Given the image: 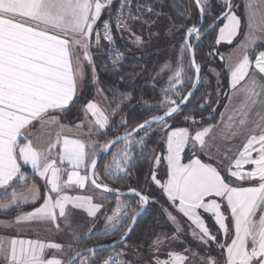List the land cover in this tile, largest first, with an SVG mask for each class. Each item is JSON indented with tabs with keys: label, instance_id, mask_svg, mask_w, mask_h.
Listing matches in <instances>:
<instances>
[{
	"label": "snow or ice",
	"instance_id": "snow-or-ice-1",
	"mask_svg": "<svg viewBox=\"0 0 264 264\" xmlns=\"http://www.w3.org/2000/svg\"><path fill=\"white\" fill-rule=\"evenodd\" d=\"M219 2L223 5V11L217 19H224L227 23L219 28L216 43H231L241 26L240 17L234 11L237 5L232 0ZM112 3L113 0H0V189L11 187L8 203L0 202V208L29 200L23 192H17L13 184V181H25L23 186L27 187V177L21 171L19 163L22 160L24 165H31L34 172L47 181L49 187L42 205L28 214L18 216L16 224L43 221L52 223L59 230L57 220L64 218L67 222L70 215L68 205L74 209H83L88 216L95 217L102 208L101 204L92 203V197L89 196H69L65 189L73 186L84 188L90 181L97 189L118 191L109 188L99 179L96 169L101 153L112 156L111 162L105 166V173L110 179H118L119 173L126 175L133 146L150 134L148 129L153 123H160L163 126L161 131L166 133L169 175V179L161 187L174 205L179 202L178 211L199 230L196 232L194 229L193 236L205 245L216 240L199 214L200 209L210 213L216 225L227 236L230 230L226 224L228 217L222 211V205L226 202L234 221V238L230 244L222 246L227 253L223 264H264V51L257 49V41L264 42V0H249L245 4L247 31L243 42L238 45L244 51L235 64L228 66L231 93L228 94L225 111H229L233 95L241 99L238 105L231 107L227 123L218 133L221 140L243 137L238 158L230 162L226 170L236 180L257 181L256 187L233 186L226 182L225 176L216 167L202 163L200 159L183 162L182 153L188 146L195 149L199 145L201 150L207 152L211 145L206 143L205 137L217 127L208 125L192 133L186 127L173 129L168 123L167 118L178 115L181 106L192 95L189 91L187 96L181 97V90L177 88L185 81L183 67L173 69L169 88L164 90L166 94L158 106V110L164 109L163 115L152 116L123 136L104 139L107 133L103 130L109 126V116L92 100L87 102L82 113L85 117L91 114L93 118L88 121L89 128L85 133L90 137L89 140L63 134L67 126L60 123V117L67 114L69 105L82 87L85 61L93 68V79H98L95 76L93 54L90 52L92 44L95 43L99 49L102 47V39L109 46L115 43L110 19L104 20L97 27L106 7L109 9V17L111 16ZM194 3L203 19L211 8L210 0H194ZM147 10L151 11V8ZM116 11L115 26L120 30H130L129 21L141 18L132 12L131 0H122ZM180 15L189 17L190 12L185 9ZM214 27L215 23L210 25V28ZM199 36L200 29L197 27L187 29L182 55L186 50L193 49L187 38L199 39ZM136 42L142 41L136 37ZM250 50L257 52L254 59L250 58ZM109 54L114 64L123 59V54L117 50H112ZM220 58L224 59L223 56ZM191 64L195 67V81L198 83L200 67L195 62L194 53ZM187 79L192 80V77ZM173 96L180 97V102L177 103ZM118 107L119 104L112 107L111 115H115ZM185 119L196 123L192 116H185ZM36 123L42 128L51 124L58 126L55 140L46 147H37L33 142L32 129ZM76 127L83 130V122ZM141 129L144 131L140 140L134 139ZM92 133H97L98 139H91ZM99 139H104V143L100 144ZM113 148L115 151L110 152ZM53 149L59 150L54 153ZM208 155L211 157L210 152ZM58 163L66 164L67 167H58ZM160 163V158L157 157L155 166ZM246 164L254 165V169L244 171L243 166ZM81 171L85 174L81 175ZM151 178L156 180L155 173ZM156 183L160 184L158 180ZM131 191L139 198L141 205L148 202V196L134 189ZM30 192L34 202L38 194L35 184ZM4 195L8 197L9 193L5 191ZM209 197H218L220 202L216 199L207 200ZM121 207L127 206L117 205L118 209ZM124 215L128 216L130 223H135V214L125 212ZM167 215L177 226V232L181 231L177 218L171 213ZM107 220L114 230L116 224L120 223V220H115V214L107 217ZM131 230L128 227L127 232ZM120 242L126 244L127 234L121 237ZM162 243L161 239L155 241V245ZM46 249L63 251L62 245L57 243L12 240L9 247L0 242V257L6 264H83L84 256L80 251L73 249L74 254H68L67 260H61L46 258ZM95 251L96 249L88 250L92 255ZM122 256V252L114 253L103 259L101 264H126ZM170 256L171 264H184L187 259L175 252L170 253ZM92 264H95L94 260ZM157 264L161 262L157 260ZM207 264H217V261L209 257Z\"/></svg>",
	"mask_w": 264,
	"mask_h": 264
},
{
	"label": "rangeland",
	"instance_id": "rangeland-1",
	"mask_svg": "<svg viewBox=\"0 0 264 264\" xmlns=\"http://www.w3.org/2000/svg\"><path fill=\"white\" fill-rule=\"evenodd\" d=\"M141 2L143 3L144 7L150 6L151 9H154V12L152 13H155V16L145 17V15H152V13L143 11L141 13L139 22L142 18H144V22L138 26L137 23L135 24L132 35H130L128 32V35L122 36L123 38L121 39L120 44L121 46H124V43H126L125 45L127 46L129 54L127 58L125 54L124 61L113 70L117 71L116 73L119 75V79L117 81L118 83L131 85L133 90H138L141 88L142 93L140 94L139 100L136 104L144 108V110H147L148 113L152 115L153 112L156 113L159 111H164V109L158 110V106L166 94L164 90L169 88V81L173 75V69L178 67L184 68L185 81L182 85L177 86V88L181 90V97L185 96L192 86L194 80V71L190 64L189 52L186 50L182 55L181 49L183 48L186 39L187 29L191 27H197L199 25L200 15L198 10L196 13L197 7L194 3L192 4L191 0H141ZM232 2L237 5L235 8L242 18V24H244L245 19L242 11V0H232ZM210 3L211 8L205 13V17H207L208 20L213 21L218 16H220L221 12L223 11V5L219 2V0H210ZM115 5L116 1H113L111 5V16ZM185 9L190 12L189 17L180 15V12L184 11ZM110 17L109 9L106 7L104 9L103 15L100 18V21L102 18ZM145 21H147V23H145ZM224 22L225 20L223 21L222 25L219 26V28L223 26ZM219 28L215 33V40L211 43V49L213 47L216 48L218 53H216L217 55L211 53L209 57L203 58L201 60V83L197 92L192 98L195 108L206 107L208 110L206 118H211L215 114H218V119L222 106L224 105V96H226L228 92L226 80L227 77L224 74L222 63L218 58L223 51L232 49L240 40L239 36L229 44H217L216 40L219 33ZM203 31L204 28L200 32V36L205 32ZM136 37H139L142 42L137 43ZM194 41L195 37L192 38V42ZM117 43H119L118 40ZM100 49L101 48L98 50L100 51ZM122 49L124 50V48ZM126 62L128 64L127 66L129 67V70H120V68L124 66ZM165 65H168V67L165 68ZM213 67L217 68L221 73L224 86L222 89L217 87L213 80L211 81L207 79V76L211 75L210 73L212 72L210 69ZM95 76L98 77L96 66ZM187 77H192V80H188ZM87 81L90 82L95 90V96L89 101L94 100L100 107H104L109 116V126L103 130L107 133V136L104 137V139H112L119 135L125 134L127 131H132V128L127 126V123H125L127 112L124 110V106L129 104L133 99L132 93L123 95L118 90L119 87L112 88L108 84L99 81V78L98 80L93 79L92 66L90 68ZM224 83H226V88ZM97 89H102L103 91L98 92ZM219 90H221V92ZM168 94L170 95L171 93ZM172 98L176 99L177 103L180 102V97L173 96ZM87 102L84 104V106L87 104ZM116 104H119V107L116 109L115 115H111V109ZM84 106L79 111L80 117L73 125L69 124L68 121H64L61 117L60 123L67 126V130L65 129L63 134L69 133L79 135L82 139L88 141L90 137L85 135V133H87L89 128L88 121L92 120V118L90 114H88L86 118L82 114L84 111ZM213 108L215 111H212ZM181 119L182 118L179 120L178 117L171 118V120H168V123L171 124L173 129L181 127L178 126L176 121L194 124L192 121L185 118L182 120ZM195 120L196 122H199L200 118H195ZM82 122L83 130L76 127V125L81 124ZM162 127L163 126L161 124H158L148 129L150 134L145 137L141 143L133 146L132 156L128 161V172L126 175L124 173H119L118 179H110L109 176L106 175L105 166L110 163L112 159L110 154L105 158L102 166H99L97 170L100 181L110 187L117 189L114 185L119 184L127 187L128 185L132 186L130 180H133L134 178L131 176L130 170L135 165L137 157L142 154H149V151L151 152V155L154 153L156 154L155 158L152 159V162H145L148 166V178H145L146 181H143L142 185L140 186V192L149 197V207L145 213V217L139 224L138 229L132 233L126 244H123L121 248H116L111 251L109 256H112L114 253L122 252V258L126 259L128 264H157V260H159L161 264L166 261L170 262L171 264L172 257L170 256V253L175 252L187 258L184 264H207L209 257L216 260L217 264H223L227 253L226 248L222 246L225 244H230L231 239L234 238V221L231 218L230 211L226 207V202L222 205V211L228 217L226 224L229 225L230 230L227 236H225L223 230H220L218 225H216L214 218L210 213H205L202 209L198 210L199 214L205 220L211 232L216 236L215 241H209V243L205 245L193 236L192 232L195 229V226L192 225L191 221L187 220V218L178 211L179 202L177 201L176 205H174L168 199L166 193L161 187V185L165 184L169 179L166 161V133L161 131ZM188 129L192 133L197 130L193 127ZM58 130L59 129L56 124H51L42 128L38 123H36V126L32 129L34 133V144L37 147H46L51 141L55 140ZM143 131L144 130L138 132L139 134H137L134 139L140 140L141 133ZM91 139H98V134L92 133ZM104 139H99V143L103 144ZM213 139L214 138H212L211 141ZM217 140L219 139H215L214 142ZM119 146L122 147V145ZM57 150L58 149H53V152L55 153ZM114 151L115 149H113L112 152ZM224 151L222 150L218 152L215 150V148L209 147L206 152L201 150V148L198 146H196L195 149H193L191 146H188L182 153L183 162L188 163L191 160L200 159L203 163L202 158H205L209 161L207 164L213 165L218 170L219 167L222 168L224 173L228 175L226 164L230 163V161L225 156L229 157V154L227 153L228 151ZM209 152L211 153V157L208 155ZM186 154H188V156L194 154L196 155L185 161L184 156ZM157 157H159L161 161L159 166H155V160ZM19 163L21 164V171L27 177L26 183L29 184L32 181L33 183L38 184L41 190H44L41 181H39L37 177L33 176L34 174L31 166L24 165L22 160H20ZM243 167L244 171H251L254 169V167ZM153 173H155L156 180L151 178ZM221 174L223 175L222 172ZM228 176L238 183L250 182V184L247 186L232 184L233 186H258V183L255 180H236L234 177H231L230 175ZM157 180L160 182V184L156 183ZM13 184H15L17 192L25 191V187L23 186L25 181H13ZM137 188L131 189L137 190ZM5 191H7L10 195L11 187L8 189H0V195H4ZM69 192L71 193L72 191L69 190ZM70 195L92 197V203L101 204L102 208L97 212L95 217H90L83 209H74L72 206L69 207L70 215L66 224H64V227L67 230V257L63 260H67L69 258L68 254H74L72 253L73 249L80 251L92 247L90 245L89 247H86L87 245H85L81 248L80 244L83 241H85L84 243H88L87 238H89L91 234H94L95 232H99L102 236V243L100 244L111 243L120 238L130 225L128 216H125L124 213L127 212L129 215H132L142 207V205L139 203V200H134L131 198L129 199V197H110L106 194H103L93 188L90 182L87 184L84 191L75 189V191H73ZM206 199H216L217 202H220V198L218 197H209ZM118 204H123L127 207H121L118 209ZM168 213H171L177 218L179 226L182 229L181 231L177 232V226L168 219ZM114 214L115 220H120V223L116 224L115 230L111 225H109L107 220V217L113 216ZM61 226L63 227V224ZM195 231L199 232L198 229H195ZM52 235L54 237L55 233ZM158 239L163 240L161 245H155V241ZM96 254L97 253L94 255L90 254L84 256L83 264H92L93 260L95 261V264H98V259L101 256H97Z\"/></svg>",
	"mask_w": 264,
	"mask_h": 264
},
{
	"label": "crops",
	"instance_id": "crops-1",
	"mask_svg": "<svg viewBox=\"0 0 264 264\" xmlns=\"http://www.w3.org/2000/svg\"><path fill=\"white\" fill-rule=\"evenodd\" d=\"M136 2L140 5H143L141 0H136ZM247 2H249V0H242V11H243L244 19H245L244 24H242V18L240 17L237 9L236 8L234 9L235 14L240 17L241 26L239 28L238 35L233 38L232 42L240 36L239 42L232 49L223 51L221 53L220 57L223 56V58H224L223 60H221V58L219 57L220 61L222 63V66L224 68V72L226 73L228 92H227V95L225 96L224 105L222 106L218 122H217V124H214V125H217V127L213 128V130L209 134V136L205 137L206 143H208V144L210 143L211 147L215 148L216 151H218V152L222 151V150L223 151L226 150L224 152L228 151L227 153L229 154V157L228 156H225V157L230 162H233L236 158H238V151L242 150V144L244 142L243 137H238L235 139H228V140H221L218 137V133H219L220 129L223 128L225 126V124L227 123L228 116H229L230 111H231V107L238 105L240 102V99H241L239 96L233 95L231 97V105L228 106L229 111H225L226 105H228V94L231 93L230 75L228 72V66L230 64H235L241 58V54L244 51V49H241L240 47H238V45L241 42H243V40L245 38L246 31H247V11L245 9V4ZM103 12H104V10H103ZM103 12H102V15H103ZM152 16H155V13H152V15H147V16L145 15V17H152ZM142 22H144V18H142L141 21L137 23V26L140 25ZM99 23H100V21H98L97 27H98ZM225 23H227L226 20H225L224 24ZM224 24H223V26H224ZM127 33L128 32H120L117 34V37H116V39L119 42L118 45L120 47L124 48L126 58L128 57V54H129V52L127 50V46L125 45L126 43H124V46L123 45L121 46L120 41L123 38L122 36L128 35ZM129 34L132 35L133 31L129 32ZM218 37H219V33H218L217 39H218ZM94 39H95V37L93 36V41H94ZM217 44H229V43L226 41H221L220 43H217ZM95 47H96L95 43H93L91 48H90L91 53H92L93 48H95ZM257 49L259 51H264V42L257 41ZM249 54H250V58L254 59L257 52L250 50ZM92 60H93V55H92ZM127 65L128 64L126 62L125 65L120 68V70H124V71L129 70V67ZM94 66H95V64H94ZM90 68H91V66L85 61L84 62V80L82 82L81 89L83 88L85 82L87 81V77L89 76ZM210 70L212 73H210L211 75L207 76V79L211 80V81L213 80V82L217 85V87H220L221 89L224 88L220 71L215 67H213ZM81 89H80L79 93L81 92ZM219 91L221 92V90H219ZM79 93H78V95H79ZM78 95H77V97H78ZM76 98H74V100ZM103 108L101 107V109L105 112V114L108 115L106 109L105 108L103 109ZM64 135H68L71 138L82 139L79 135H75V134L65 133ZM214 137H215V139H219V140L214 142L215 139H213L211 141V139ZM82 140H84V139H82ZM197 146L200 147L199 145H197ZM253 155L255 156L256 153L254 152ZM203 163H205V162H203ZM205 164H207V163H205ZM226 165L228 166L229 163ZM57 166L61 167V168L67 167L66 164L60 165L59 163ZM244 166L251 167V168L254 167V165H251V164H246ZM33 174H34L33 175L34 177H37V179H39V181H41L43 189H44L43 190L44 193L43 194L41 193L42 190H41L40 186H38V184H35L31 181L29 184H27V187H25V191H23V193L29 197V200L27 202L20 201L18 203V205L12 204L8 208H0V229H1V231H0V242H3L5 247H9L12 240H17V241H21V240L22 241H29V240H31V241H39V242L44 243V244L57 243V244L62 245L63 251L57 252L54 249H46L45 250V257L48 259L56 258V259L63 260L67 257V248H66L67 247V240H66L67 230L64 227V224H66V222L64 221V218H58V220H57V223L60 224L59 230H57L55 228V226L50 222L30 221V222H24V223H20V224L15 223V220L18 216L28 214V213L32 212L33 210H35L37 207L41 206L46 195L48 194V187L49 186L47 184V181L45 179L41 178L37 173H35L34 170H33ZM83 174H85V173L83 171H81V175H83ZM64 175L66 178L67 173H65ZM33 184H35L36 188L38 189V194L36 195L34 202L31 198L32 193L30 192V189L32 188ZM87 184H86V186H87ZM86 186L84 188H79V187L73 186V187L65 189V192L67 195L73 196L70 194H72V192L75 191V189L80 190V191H84L86 189ZM69 190L72 192L70 193ZM52 195L55 196L54 193ZM0 197H1L0 202H3V203H8V200L10 199V195L8 197H5V195H0ZM27 206H33L34 208L29 212H21V213L17 214L16 216H13V217L4 216L6 213H8L9 211H11L15 208H22V207H27ZM70 206L71 205H68V207H67L68 212H69ZM62 224H63V227L61 226ZM53 233H55L54 237L52 235ZM0 263L6 264V261L2 257H0Z\"/></svg>",
	"mask_w": 264,
	"mask_h": 264
},
{
	"label": "trees",
	"instance_id": "trees-1",
	"mask_svg": "<svg viewBox=\"0 0 264 264\" xmlns=\"http://www.w3.org/2000/svg\"><path fill=\"white\" fill-rule=\"evenodd\" d=\"M192 4H193V1H192ZM196 13H197V9H196ZM103 19L104 18H102L101 20H103ZM223 21H224V19H217V18L214 19L213 21H211V20H208L207 17H205L204 31L207 30V33L201 38V40L198 42V44L196 45V48H195L196 60H197V62H198V64L200 66H201V60L203 58L209 57L211 55V53H213V54L218 53L216 48L213 47L214 49L213 48L211 49V43L215 40L216 30L219 28V26L222 25ZM213 23H215L216 27L210 28V25H213ZM92 54H93V60H94L95 66H96V72H97L99 81L108 84L112 88L119 87L118 90L123 95H126V94L128 95L129 93H132V98L133 99L131 100V102L129 104L124 106V110H126V112H127V118H126L127 126H129L130 128L134 129L139 124L144 123L145 120L150 119L152 116L164 113V111H159V112H156V113L153 112L152 115H151V114L148 113L147 110H144V108H142L141 106L137 105L136 103L139 100L140 94L142 93L141 88L138 89V90L137 89L133 90L132 89L133 87L131 85H124V84L118 83L117 81L119 79V75H118V73H116L117 71L113 70L109 66H104L103 56L101 55V53L97 49V47L93 48ZM218 59L220 60V58H218ZM224 74L226 76L225 72H224ZM224 84H225V88H226V83H224ZM94 96H95L94 87H92L90 82L87 81L86 84H84L83 88L81 89V92L79 93L78 97L69 106V109L67 110V114L61 116V118L64 121H68L69 124L73 125L75 123V121L78 120V118L80 117V114H79L80 109L84 106V104L87 101L92 99ZM224 99H225V96H224ZM207 114H208V110L206 109V107H203V108L196 107L195 108L194 105H193V99H192L191 102L187 106L182 108V110L179 112L178 115L174 116V118L178 117L179 120H180V118L183 119V118H185V116H189V115H192L195 118H200V121L196 122L194 124H192V123H183L181 121H176V123L178 124V126H181V127H188V128H192L193 127V128H196V129H201L204 126L211 125V124H216L218 122V114H215L211 118H206ZM154 126H156V125H152V127H154ZM137 134H139V133H137ZM113 149L111 150V152L113 151ZM195 155L196 154L188 156V154H186L184 156V160L187 161L189 158L194 157ZM155 156H156L155 153L151 155V152L149 151V154H142L139 157H137L135 165L130 170L131 176L135 179V180L134 179L130 180V183L132 184V186L128 185V187H127V186H124V185L122 186L120 184L119 185H114V186L117 189H121V190H128V189H131V188L139 187V188H137V190L141 191L140 190V186L142 185V182L146 181L145 178H148L147 177V168H148V166H147V164L145 162H147V161L148 162H152V159L155 158ZM104 160H105V158L102 160L100 166H102ZM202 161L205 162V163H209V161L207 159H205V158H202ZM219 171H221L223 173V175L225 176L226 182H229V183H231L233 185L247 186L248 184H250V182H240V183H238V182L234 181L228 175H226L224 173V171L222 170V168H220V167H219ZM41 193L43 194V190L41 191ZM131 199L139 200L138 198H135V197H131ZM33 208H34L33 206L15 208V209L9 211L8 213H6L4 216L13 217V216H16L17 214H19L21 212H29ZM144 217H145V214L139 220V222H138V224H137V226H136L134 231H136L138 229V226H139V224L141 223V221H142V219ZM0 231H1V229H0ZM139 236H141V235H139ZM101 237L102 236L100 235L99 232H95L94 234H91V236L89 238H87L88 239V243H84L85 241H83L80 244V247L82 248L85 245H87L86 247H89V245L93 246L95 244L99 245L100 243H102L101 242ZM118 248H121V246H119ZM113 250H106L104 252L97 253L96 254L97 256H101L98 259V264L100 263L102 258H105V257L109 256L110 252L113 251ZM0 264H2V263H0Z\"/></svg>",
	"mask_w": 264,
	"mask_h": 264
},
{
	"label": "water",
	"instance_id": "water-1",
	"mask_svg": "<svg viewBox=\"0 0 264 264\" xmlns=\"http://www.w3.org/2000/svg\"><path fill=\"white\" fill-rule=\"evenodd\" d=\"M192 1H193V3H194V0H192ZM194 4H195V3H194ZM195 6H196V4H195ZM196 7H197V6H196ZM197 10H198V8H197ZM198 13H199V11H198ZM199 15H200V13H199ZM204 23H205V15H204L203 19H201V16H200V23H199V25L197 26V28L200 29V32H201L202 29L204 28ZM206 33H207V30L203 33V35L199 36V39H196V38H195V41H194V42H192V38H193V37H189V38H187L188 43L192 44V46H193L192 51H188V52H189V57H190V64H191L192 55H193V53H194L195 62H196L197 65H199V64L197 63V60H196V57H195V48H196V45L198 44V42L201 40V38H202ZM191 66H192L193 71H194V80H193V83H195V88H193V83H192V86H191V88H190V90H189V91L192 92V95H191L190 97H188L187 101L181 106L180 111L182 110V108H184L185 106H187V105L191 102L193 96H194L195 93L197 92V90H198V88H199V86H200V83H201V75H202V68H201V66L199 65V67H200V81H199L198 83L195 81V67H194L192 64H191ZM189 91H188V92H189ZM185 96H187V94H186ZM160 115H163V114H160ZM175 115H176V114H174V116H175ZM150 119H151V118H150ZM150 119H148V120H150ZM167 119L170 120L171 118H167ZM158 124H160V123H153V125H158ZM141 130H143V129H141ZM141 130H140V131H141ZM137 133H138V132H137ZM137 133H136V134H137ZM136 134H135V135H136ZM123 135H124V134L119 135V136H123ZM117 137H118V136H117ZM111 150H112V149H110V152H111ZM108 156H109L108 153H101L100 158L98 159L96 172H97V170H98V168H99V166H100L102 160H103L104 158L108 157ZM88 174L91 176V173H90V172H89ZM89 182H90V181H89ZM90 184H91V182H90ZM91 185H92V184H91ZM92 186H93V185H92ZM108 187L111 188V189H115V188L110 187V186H108ZM93 188H95V187L93 186ZM95 189H96L97 191L103 193V194H106V195L110 196V197H121V198H128V197L131 198V197H135V198H138V197L135 196V194L131 191V190H133V189H129V190L115 189V190H118V191H110V192H106V191H104L103 189H97V188H95ZM134 190H135L136 192H140V191H138V190H136V189H134ZM140 193H141V192H140ZM141 194H143V193H141ZM143 195H144V194H143ZM138 199H139V198H138ZM148 207H149V201H148L146 204L142 205V207H141V208L135 213V215H136L135 223H134V224L130 223V225H129V227H131V229H132L131 232H127V230H126V231L124 232V234L122 235V236H124L125 234H127V241L130 239V237H131L132 233L134 232V230H135V228H136V226H137L139 220L143 217V215H144V214L146 213V211L148 210ZM127 229H128V228H127ZM122 236H121V237H122ZM121 237L118 238L117 240L111 242V243H105V244L95 245V246H92V247H90V248H87V249H84V250H80V252L83 253V256H87V255H90V253L88 252L89 249H96L95 253H100V252H104V251H106V250H113V249H116V248H118L119 246H122L123 244H125V243H121V242H120V241H121ZM100 246H103V247H100ZM77 259H79V258H77Z\"/></svg>",
	"mask_w": 264,
	"mask_h": 264
},
{
	"label": "built area",
	"instance_id": "built-area-1",
	"mask_svg": "<svg viewBox=\"0 0 264 264\" xmlns=\"http://www.w3.org/2000/svg\"><path fill=\"white\" fill-rule=\"evenodd\" d=\"M113 1H116V5H115V8H114V10H113L112 16H111L110 18H104L103 20H101V22H103V21L106 20V19H110L111 26H112L113 38H114L115 43L112 44L111 46H109L108 42H107L106 40H103V39H102V40H101V45H102V47H101V49H100V53H101V55L103 56L104 66H109V67H111L112 69H115V68H116L118 65H120V64L124 61V59H125V52H124V50L118 45L117 40H116L117 34L120 33V32H132V31H133V28H134V26H135V24L138 23L140 19H137V20H135V21H129V23H130V25H131L130 30H120V29H118V28L115 26V17H116V15H117V11H116V9H117L118 5H119L120 3H122V0H113ZM131 4H132V12H133L134 14H136V15H139L140 17H141V13H142L143 11H146V12H148V13H149V12H150V13L154 12V9H151V11H148V10H147L148 8H151L150 6H149V7H148V6H147V7H144V5H140V4H138V3L136 2V0H131ZM137 5H139V8H137ZM101 22L99 23V26H101ZM99 26H98V27H99ZM102 35H103V33H101V36H102ZM112 50H117V51H119L120 53L123 54V59L120 60V61H118V62L115 63V64L112 62L113 58H112V56L109 54L110 51H112ZM108 257H109V256H108ZM105 258H107V257H105ZM105 258H103V259H105ZM103 259H101L100 264H101V262H102ZM122 259L126 262V264H128L127 261H126V259H124V258H122Z\"/></svg>",
	"mask_w": 264,
	"mask_h": 264
}]
</instances>
